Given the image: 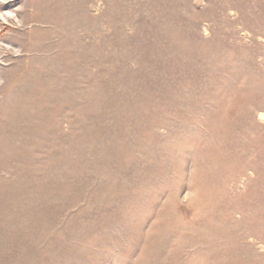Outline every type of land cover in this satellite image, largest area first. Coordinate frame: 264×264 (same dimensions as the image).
<instances>
[{
	"label": "rangeland",
	"instance_id": "obj_1",
	"mask_svg": "<svg viewBox=\"0 0 264 264\" xmlns=\"http://www.w3.org/2000/svg\"><path fill=\"white\" fill-rule=\"evenodd\" d=\"M0 264H264V0H0Z\"/></svg>",
	"mask_w": 264,
	"mask_h": 264
}]
</instances>
